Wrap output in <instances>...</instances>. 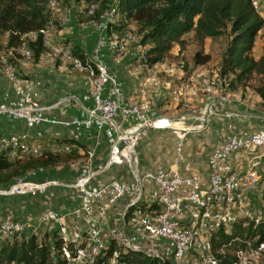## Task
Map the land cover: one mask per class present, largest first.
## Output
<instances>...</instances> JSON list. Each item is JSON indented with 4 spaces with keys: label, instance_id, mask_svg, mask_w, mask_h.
I'll list each match as a JSON object with an SVG mask.
<instances>
[{
    "label": "built area",
    "instance_id": "1",
    "mask_svg": "<svg viewBox=\"0 0 264 264\" xmlns=\"http://www.w3.org/2000/svg\"><path fill=\"white\" fill-rule=\"evenodd\" d=\"M251 1L259 11L264 0ZM47 5L52 12V20L42 29L45 49L39 61L60 58L75 68L88 71L90 88L83 93L68 91L51 107L46 106L40 101L41 80L19 75L9 59L2 57L3 72L9 78L10 89L0 95V118L22 120L29 128L44 123L59 125L73 131L75 137L51 138L43 142L42 134L38 139H32L27 135L0 133V155L13 160L17 157H41L46 153H87V157L92 158L94 150L84 147L77 138L86 130L96 129L105 134L110 147L106 168L124 164L130 171V179L117 177L102 184H94L93 180L100 171L87 169L70 182L61 179L34 182L20 177L8 184H0V210L4 198L46 194L52 187H66L79 196L78 205L63 209L47 208L37 223L31 226L15 216L7 215L0 219V245L6 240L22 242L32 234L43 236L42 233L51 234L57 230L65 241L75 244L74 255L64 248L67 264L81 262L85 257H91L92 264L113 242L125 250L140 249L138 242L141 240L149 242L147 253L158 257L161 262L223 264L218 254L225 253L226 248L214 250V240L220 238L222 230L227 233L235 222L242 219L253 221L255 227L264 226V201L254 204L251 196L252 189L262 179L261 174L253 169L238 173L231 162L232 156L241 151L254 153L264 148V128L255 129L247 135L230 134L221 146L211 150L207 158L206 181L190 167L185 170L187 173L178 167L140 169L135 164L134 154L144 129H173L174 161L180 164L185 159L188 134L206 130L212 117L224 118L228 127L232 128L236 116L230 108L229 88L232 78L221 75L217 69L194 70L187 80L173 86L175 95L195 88L214 98L213 104L198 113L194 124L176 126V120L156 116L149 100L126 101L124 81L106 61L105 50L110 46V30L117 24L118 28L113 32L116 53L118 57L131 60V71L138 73L142 68H148L153 73L151 66L157 65H163L167 72L171 71L166 59L154 65L144 62L145 47L141 44V37L127 29V24L132 23L122 19L117 0H109L98 16L97 3L83 4L86 20L79 25L83 32L92 28L97 32V41L90 53L83 48V52H77L71 43H59L53 39L52 32L57 30V23L67 26L71 14L65 0H48ZM31 36L35 38L36 35ZM131 43L137 45L130 48ZM10 52L14 56L19 53L24 58L34 59L32 50L25 44L10 47ZM82 53L85 58L81 57ZM164 83L161 78L152 77L148 78L146 85L157 88ZM68 102L73 103L76 109L63 110V116L47 114L49 109H57ZM162 121L167 125L157 126V122ZM72 139L77 141L73 142ZM149 183L153 188L147 192ZM121 200L127 202L123 223L109 225L112 210ZM142 202L148 207L140 206ZM131 206L136 207L130 212L129 218H125ZM84 239L86 244L82 246ZM229 244L233 245L231 254L236 256L232 264H262L264 238L237 236ZM115 257L110 264H117Z\"/></svg>",
    "mask_w": 264,
    "mask_h": 264
},
{
    "label": "trees",
    "instance_id": "2",
    "mask_svg": "<svg viewBox=\"0 0 264 264\" xmlns=\"http://www.w3.org/2000/svg\"><path fill=\"white\" fill-rule=\"evenodd\" d=\"M82 4L97 3L96 15L107 6L109 0H77ZM119 13L127 23L136 26L145 47L144 62L154 65L166 59L174 46L179 45L177 56L183 59L182 68L187 71L190 63L184 60V50L188 39L186 34L193 32L192 40L197 50L192 62L194 65L207 64L212 56L205 51L207 38L227 36V45L217 68L221 75L230 76V88L248 85L258 80L256 91L264 102V44L259 58L253 54L255 40L264 28V17L251 0H117ZM48 0H0V34H8V47L25 44L33 52V58L40 60L45 46L42 29L52 20V12L47 7ZM35 34V38L31 36ZM77 52H83L74 44ZM82 58H85L83 53ZM76 142L77 140L72 139ZM86 147L85 145H83ZM85 154L46 153L41 157H17L9 159L0 155V184H8L30 171L50 168L61 162L77 159ZM143 208L146 203H140ZM136 206H131L125 218ZM237 236L243 238H264V226H254V222L242 219L235 222L230 231L220 232L214 240V250L221 247L226 252L218 254L223 264H232L236 256L231 254L233 245L229 241ZM86 240L82 242L85 246ZM64 248L74 255L75 244L65 241L55 230L44 236L32 234L28 239L18 242L4 241L0 245V264H67ZM218 253V252H216ZM116 255L117 264H168L161 262L141 249L125 250L116 243L99 255L92 264H104Z\"/></svg>",
    "mask_w": 264,
    "mask_h": 264
},
{
    "label": "crops",
    "instance_id": "3",
    "mask_svg": "<svg viewBox=\"0 0 264 264\" xmlns=\"http://www.w3.org/2000/svg\"><path fill=\"white\" fill-rule=\"evenodd\" d=\"M259 13L264 17V1H262ZM74 17L75 16L71 15V21L68 24V27L59 30V35H78L79 42L77 44L85 51L90 53L93 51L97 41V32L94 28H92L90 31L84 32V34L81 36L80 33H77V31L81 28L79 29V27H77L79 24L78 22L73 21ZM263 30L264 28L261 30L257 38V43L253 49V54L256 58H259L263 51ZM185 36L188 41L193 42L192 39L189 40L192 38L193 32H190ZM210 39L211 38H207L205 42L206 53H209L207 50V43ZM113 48L114 47L109 46L105 50L106 61L114 71L119 73L123 79L126 101L149 100L151 102L152 111L156 116L176 120L174 123L176 126H184V124L189 123L194 124L196 122L198 113L204 107L213 104V96L205 94L200 90H196L195 88L181 95L173 94V84L170 86V82L168 83L167 80L171 73L167 72L163 65L151 66V68L154 69V72L155 69H157L159 73L161 72V74H163V79H161L164 80L165 83L161 87L157 88L146 85L148 79L146 80L145 75L153 74L154 72L151 73L150 69L148 68H142V70L138 73L131 71L129 69L131 60L128 57H118L115 55ZM51 62V60L47 62L48 64H46L47 66L44 68L45 70L41 73L42 76H48V73L50 74L51 70L48 67L50 66ZM211 62L212 60L207 64L194 65L192 60L189 61L190 73L187 76L184 75L180 77L179 82L176 85H180L182 82L187 80L194 70L206 71L205 69L211 65ZM189 70L187 71L189 72ZM1 74L2 73H0V95L7 90V85H9L7 79L5 81V77H1L3 75ZM34 78L38 77L35 76ZM40 80V101L46 106L51 107L52 104H54L66 92H68L65 91L63 95H61V87L60 89L57 87H52V89H50L48 85L46 86L44 84L42 79ZM74 82H76V85H84V90L82 92H85L89 89V85L85 86L86 82H88L85 78L79 79L78 82L77 80H74ZM59 86L60 84H58V87ZM256 86L257 85L249 83L248 85H237L229 88L231 98L230 108L236 113L233 127L229 128L226 120L220 116L212 117L206 130L200 132L194 131L190 133L186 140L184 154L185 159L180 164H176L174 161L175 152L173 137L169 135V132L167 131L168 128L163 130L153 127L142 130L134 154L136 166L140 167V169H173L178 167L180 170L186 173L188 171L185 170L190 167L193 169V171L199 172L202 176V179L206 181L208 178L207 158L211 150L217 146H221L226 141L227 136L230 134L247 135L255 129L264 128V102L256 91ZM70 91L75 92L74 90ZM164 103H166V105H164ZM156 106H158V111L154 108ZM163 108H166V113H169L168 110L172 109V114H159L160 111L161 113H164ZM65 109L73 111L76 109V106L73 103L68 102L57 109H49L47 114L49 116H63V110ZM158 123L159 122H157V124ZM0 133L27 135L32 139H38L39 135L42 134L44 139H41V141L43 142L51 138L75 137L73 131L59 125L44 123L38 127L29 128L22 120H10L8 118H0ZM77 140H79L87 148L94 150V156L92 158L81 156L77 159L66 161V170L69 171V173H67L69 176L78 178L84 170L95 169L99 170L100 173L94 178V184H102L117 177L130 179V171L124 164L112 165L106 168L107 159L110 154V147L103 132H98L96 129L86 130L81 136L77 138ZM231 162L233 164L234 170L238 173L253 169L261 174L262 179L260 183L251 191L254 204H261V202L264 201V148H261L254 153L241 151L232 156ZM53 179H61L66 181L65 178ZM60 188L65 189L66 187H52L46 194H39V196L41 195L45 199V206H48L49 204V206H52L51 208L61 209L56 203L57 198L54 199V195L55 193H58L60 196V201H63V198L67 196L65 195V192L68 191V188L66 190H61ZM152 188V184L149 183L146 187V191L150 192ZM26 197L29 198V196ZM13 201L14 200L12 197L4 198L2 200L0 219H4L7 215L17 216V214L21 212L28 213L34 218L37 217L35 213L37 212L36 209L39 207V205L34 201H25L22 204L17 202L14 203ZM126 203V200H121L115 205L111 213L109 225L123 223V215L126 209ZM39 217L35 222L31 223H28L21 217L17 218L24 220L29 224L28 226H31L37 223ZM29 230L30 228H28V231Z\"/></svg>",
    "mask_w": 264,
    "mask_h": 264
},
{
    "label": "rangeland",
    "instance_id": "4",
    "mask_svg": "<svg viewBox=\"0 0 264 264\" xmlns=\"http://www.w3.org/2000/svg\"><path fill=\"white\" fill-rule=\"evenodd\" d=\"M66 5L69 7V13L74 17L75 22L80 23L83 20H86V16H84V9L85 6L80 3L77 0H65ZM48 7V5H47ZM49 8V7H48ZM51 11V10H50ZM58 28L56 31L52 32V37L56 42L59 43H71L72 45L77 44L79 41V36L76 35H65V34H61L59 35V30L68 27L67 26H61L59 23H57ZM75 25V24H74ZM79 29L81 28L80 25L78 24ZM126 27V26H125ZM117 24L112 26V29L110 30V35H111V39H110V46L114 47V53L115 55H117L116 53V41L113 38V32H115V30H117ZM127 29L132 30L135 33L137 32V28L135 25L133 24H127ZM77 33L81 34V36L84 34V32L82 31V29L78 30ZM262 37H264V30L262 33ZM227 36H222L219 38H211L208 43H207V50L208 52L211 54L212 56V62L211 65L206 68L205 70H216L217 67L220 65V61L222 58V54L225 50L226 44H227ZM191 40V38L189 39ZM115 41V42H114ZM8 43V34L6 32H3L0 34V73H2L1 77H5V81L7 79V81L10 83L8 76L3 72V64L1 63L2 57H5L7 59H9V63L14 66L18 72L19 75L21 76H28V77H32L34 78L35 76H37L38 78L42 79V81H44V84L52 89V87H57L60 89V93L61 95H63V93L65 91H70V90H74L75 92H82L84 90L82 84L80 85H76V82H74V80H78L79 79H86L88 82H86L85 86L89 85L90 88V75L88 73V71L83 70V69H78L75 68L72 64H69L63 60H61L60 58H55L53 60H51V64L48 67L51 72L50 74L48 73V76H42L41 73L42 71H44L45 67L47 66L46 64H48V61L45 62H41V61H36L34 59H27L24 58L21 54L19 53H15L16 56H14L13 54H11L10 52V48L7 45ZM137 44L136 43H131L130 44V48L135 47ZM87 47V46H85ZM197 47L195 46V44H193L192 41H188L187 46L184 50V60L186 59V61H191L193 59L194 53L196 52ZM179 51V45H175L173 50L168 54L167 56V62L168 64L171 66V75L167 78L168 83L170 82V86L172 85L175 86L178 82H179V78L182 76H187L190 73L188 71H185L182 68V64L183 63V59H181V57H178ZM22 60H24V62H22ZM50 63V62H49ZM204 70V69H203ZM184 72V73H183ZM143 75V74H142ZM161 72L159 73V71H157V69H155V72L153 74H147L146 76V80L148 78L151 77H158V78H162ZM144 76V75H143ZM163 79V78H162ZM165 82V81H164ZM58 84H60V86L58 87ZM253 85H258V80L255 79L252 82ZM62 85V86H61ZM9 89V85H7V90ZM89 90V89H88ZM83 93V92H82ZM168 104V103H167ZM164 105H166V103H164ZM182 106V105H179ZM165 107V106H162ZM157 111H158V106L154 107ZM163 112L164 113H160L159 114H164V115H168V114H172L171 112H173L172 109H169V113L167 114L165 111L166 108H163ZM162 115V116H164ZM190 125V123L188 124ZM164 130V129H163ZM167 131L169 132V135L173 137V145L175 142V133L174 130L171 128H168ZM190 134H188L189 137ZM174 152H175V148H174ZM175 157V156H174ZM66 162H61L59 164H57L56 166L50 167V168H46L44 170H36L33 171L32 173L29 172L28 174L22 176V178L26 181H34V182H44L53 178H65L66 181L68 180V182L73 181L76 179V177H72L69 176L67 173H69V171H67L66 169ZM15 180H18L15 179ZM14 180V181H15ZM61 190H66L67 188L63 189L60 188ZM57 192V191H56ZM65 195H67L66 197L63 198V201H60V196L58 195V193H55L54 195V199H56V203L58 204V206L60 208H67V207H74L76 205L79 204V196L78 194L74 191V190H70L68 189L67 192H65ZM14 201V203H24L25 201H34L36 204L39 205V207L36 209V213L35 215H37V217H31L30 214L28 213H19L17 214V216L15 217H21L24 220H26L28 223L31 222H35L37 220V218L42 214V212L47 209V208H51L52 206H45V199L40 195H33V196H29V198H25L24 197H17V198H12ZM63 203V204H61ZM116 225V224H114ZM43 236L45 233H42ZM73 234V230L71 231V236ZM149 242H147L146 240H141L138 242V246L140 247L141 250L144 251H148L149 252ZM98 257V256H97ZM96 257V258H97ZM114 258L109 259L108 261H106L104 264H110V262L113 261ZM91 262V257H85L82 259L81 262H77L74 264H90ZM260 263L264 264V258L260 261Z\"/></svg>",
    "mask_w": 264,
    "mask_h": 264
},
{
    "label": "bare ground",
    "instance_id": "5",
    "mask_svg": "<svg viewBox=\"0 0 264 264\" xmlns=\"http://www.w3.org/2000/svg\"><path fill=\"white\" fill-rule=\"evenodd\" d=\"M167 123L165 121L161 122L160 124L158 123L157 126L159 127H165Z\"/></svg>",
    "mask_w": 264,
    "mask_h": 264
}]
</instances>
